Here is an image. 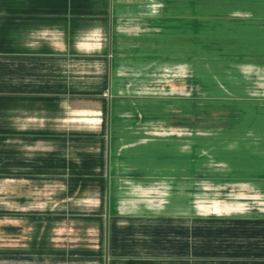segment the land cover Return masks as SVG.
<instances>
[{
  "label": "crops",
  "instance_id": "1",
  "mask_svg": "<svg viewBox=\"0 0 264 264\" xmlns=\"http://www.w3.org/2000/svg\"><path fill=\"white\" fill-rule=\"evenodd\" d=\"M160 9L0 0V220L14 178L30 193L17 207L32 209L14 219L31 220L33 242L93 231L79 251L101 264H264L263 73L245 118L209 124L205 179L198 159L152 152L149 125L117 119L120 65H150L120 41Z\"/></svg>",
  "mask_w": 264,
  "mask_h": 264
},
{
  "label": "rangeland",
  "instance_id": "2",
  "mask_svg": "<svg viewBox=\"0 0 264 264\" xmlns=\"http://www.w3.org/2000/svg\"><path fill=\"white\" fill-rule=\"evenodd\" d=\"M159 13L149 23L136 20L134 34L120 41L119 55L148 51L150 65H120L117 100L123 111L116 116L132 122V132L146 134L149 125L151 151L165 153L168 164L198 159L193 163L205 179L209 124L245 118L264 74V0H161ZM134 121L145 128L135 130ZM14 184V178L7 181L0 264H101L79 251L96 247L93 231L81 241L73 230H56L51 241L33 242L31 220L14 219L32 210L16 205L30 193H22L21 182L15 193Z\"/></svg>",
  "mask_w": 264,
  "mask_h": 264
}]
</instances>
